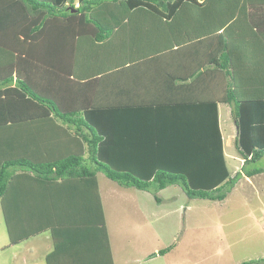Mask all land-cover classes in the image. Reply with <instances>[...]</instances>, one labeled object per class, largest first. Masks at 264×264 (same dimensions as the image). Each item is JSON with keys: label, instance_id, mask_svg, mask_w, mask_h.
Segmentation results:
<instances>
[{"label": "trees", "instance_id": "16d2710c", "mask_svg": "<svg viewBox=\"0 0 264 264\" xmlns=\"http://www.w3.org/2000/svg\"><path fill=\"white\" fill-rule=\"evenodd\" d=\"M107 7L114 8L110 21H106L109 15L104 14ZM135 9L163 22L172 41L170 48L163 50L167 52L145 57V70L172 74L171 58H177L176 70H186L190 87L209 86L211 93L205 95L206 102L199 103L212 107L211 122H102L106 112L118 110L117 103L102 101V89L93 101H78V105L80 93L77 99L68 94L62 97L69 87L55 84L65 79L73 81L62 58L76 54L77 49L97 52L101 42L125 24ZM214 38L221 44L211 51L216 56L202 59L201 46L210 50L208 44ZM87 41L95 48L83 49ZM259 42L264 46V0H0V127L43 119L67 122L76 126L87 145V157L82 150L57 156L49 141L46 156L38 161L24 156L7 158V150L0 145V201L13 174L21 170L52 182L79 180L88 185L87 198L93 202L89 217L79 227L78 222L71 220L67 224L46 223L39 231L28 230L16 236L8 221L9 243L13 245L51 229L56 243L47 258H52L62 249L57 237L77 235L72 238L73 246L81 247L82 227L89 225L100 230L103 244L94 255L86 256L82 264H114L98 193V172L123 187L150 191L158 202L161 199L156 193L169 185H178L191 199L222 201L242 174L250 177L263 172L259 168L243 171L245 164L264 157V64L257 61L253 52ZM188 51L191 56L187 66L182 62V54ZM164 56L170 60L161 59ZM139 66L143 63L127 61L116 67H100L92 78L85 80L83 88L136 72ZM203 78L207 82H202ZM115 82L110 86H116ZM218 102L229 103L238 121L235 147L243 164L233 177L217 122ZM2 207L6 219V207ZM63 225L66 227L62 228ZM169 249H160L151 256L164 255ZM240 264H264V259Z\"/></svg>", "mask_w": 264, "mask_h": 264}, {"label": "crops", "instance_id": "0c3cea01", "mask_svg": "<svg viewBox=\"0 0 264 264\" xmlns=\"http://www.w3.org/2000/svg\"><path fill=\"white\" fill-rule=\"evenodd\" d=\"M113 9V7L106 8L104 14H108L110 18L107 17L108 20L106 21L112 20L110 13H114L112 12ZM89 37L91 39V36ZM171 42L163 22L152 18L144 10L135 9L125 24L115 28L101 42L97 52L91 51L89 53V51H78L77 49L76 54L72 53L69 57L62 58V61L68 64L66 71L69 72V78L73 81L69 82L65 79L55 85H61L63 88L66 85L69 87V91L62 93L63 98L68 94L73 99L80 93L78 99L76 98V105L79 104L78 101L80 103H84L85 100L93 101L97 97V91L102 89L100 96L102 101L106 100L110 101L109 103L118 104V110L113 109L111 112H106L102 122H208L212 107L207 108L205 104L200 106L199 102H206L205 95L211 93L209 92L210 88L209 86L190 87L189 82L191 80L190 77H186V70H176L179 66L177 58L173 59L170 56L173 62L172 74L162 75L157 71L145 70L148 65L143 61L145 57L167 52L163 50L170 48ZM86 45L83 49L95 48L91 41H87ZM208 45L210 50L204 49L205 45L201 46L200 55L202 59L207 58V56L215 57L216 53L211 51L219 48L221 44H218V38H214L213 42ZM261 45H263L262 42L261 44L260 42L257 43L253 52L256 53L257 61L263 65L264 46ZM193 53L196 54L194 50ZM190 56V51L182 54V62H185L187 66ZM161 59L167 61L168 58L164 56ZM127 61L142 62L143 66H139L140 70L137 69L136 72L123 73L117 78L113 76L108 78L106 82H96L94 86L83 88L85 80L92 78L98 68L116 67L119 63ZM112 81H116V86H110ZM202 82H207V80L203 78ZM208 83L211 85L210 82ZM94 87H97L96 90ZM194 99L196 100L195 103L191 102ZM70 107L71 110L74 109L73 101L70 103ZM216 108L218 111L217 122L222 135L223 151L228 168V154L225 150L227 145L230 147L233 145L240 157V166L243 164V159L235 147L238 136V121L232 115L229 103L218 102ZM209 121L211 122V119ZM76 129V126L67 122L56 121L53 123L44 121V119L10 124L0 127V145H3L7 150V158L24 156L36 161L43 160L49 141L53 144L52 148L55 150H52L57 156L70 154L74 150H82L84 156L87 157L84 151L87 145L81 138L80 131ZM81 131V134L86 132L85 129ZM71 135L76 136L79 140L72 139ZM98 173L96 175L98 193L104 212L109 247L115 264L102 191L112 193L117 192L118 188H115L116 185H103V182L99 181ZM87 189L88 185H84L79 180L58 179L52 182L39 179L32 172L16 170L7 186L3 201H0L7 234L8 221L16 236H20L28 230L39 231L45 227L46 223L61 222L67 224L71 220L72 223L78 222L76 226L79 227L82 222L87 220L90 215L89 211L92 210L89 207L92 206L93 202L87 198ZM84 192H86L87 201L83 198ZM3 205L6 207V219ZM64 226L66 227L63 225L62 228ZM82 228L80 236L84 238V241L80 244L81 247L73 246L72 238L75 239L77 235L73 237L69 233L67 237L65 235L60 238L57 237L62 249H59L57 254L51 255L52 258H47V255L54 250L56 243L51 229H44L40 233L29 236L13 245L8 240L7 243L0 245V249H2L1 246L6 249L7 257L3 259L4 264H82L86 256L94 255L95 250L99 251L98 248L103 244L100 230L89 225ZM104 251L102 248L103 255ZM168 254L169 252L162 256L165 257ZM1 262L2 258H0ZM90 264H94V261Z\"/></svg>", "mask_w": 264, "mask_h": 264}, {"label": "rangeland", "instance_id": "374dc122", "mask_svg": "<svg viewBox=\"0 0 264 264\" xmlns=\"http://www.w3.org/2000/svg\"><path fill=\"white\" fill-rule=\"evenodd\" d=\"M76 5V4H75ZM224 114V112H223ZM231 176L240 171V157L226 146ZM264 169V157L245 164L244 172ZM99 181L116 185L101 190L115 264H240L264 259V171L236 180L222 201L189 198L178 185L150 191L123 187L98 173ZM0 207V245L8 242ZM0 258L6 259L1 246ZM169 254L152 257L160 249Z\"/></svg>", "mask_w": 264, "mask_h": 264}, {"label": "water", "instance_id": "95a60500", "mask_svg": "<svg viewBox=\"0 0 264 264\" xmlns=\"http://www.w3.org/2000/svg\"><path fill=\"white\" fill-rule=\"evenodd\" d=\"M74 11V10H73Z\"/></svg>", "mask_w": 264, "mask_h": 264}]
</instances>
